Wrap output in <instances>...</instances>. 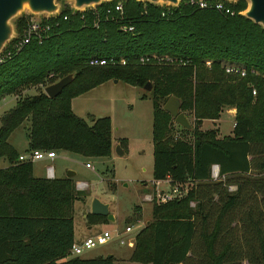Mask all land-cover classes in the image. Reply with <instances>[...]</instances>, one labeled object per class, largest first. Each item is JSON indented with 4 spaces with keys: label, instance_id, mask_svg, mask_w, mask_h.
<instances>
[{
    "label": "trees",
    "instance_id": "1",
    "mask_svg": "<svg viewBox=\"0 0 264 264\" xmlns=\"http://www.w3.org/2000/svg\"><path fill=\"white\" fill-rule=\"evenodd\" d=\"M122 1V22L132 31L119 29L102 14L93 26L88 11L83 19L75 12L64 21L59 17L39 44L29 41L0 63V99L16 97L0 116V158L8 164L0 168V264H116L112 255H69L77 197L73 182L34 176L31 163L18 161L6 142L28 119L26 150L109 157V119L85 120L72 113L69 102L111 79L151 86L152 179L190 182L182 198L151 205L150 221L135 233L126 260L264 264V29L239 15L244 0L226 4L232 15L181 0L163 16L160 11L167 6ZM25 19L21 14L13 20L16 35ZM92 55L122 57L125 64L87 66ZM141 56L148 61L139 63ZM226 63L241 66L244 74L225 73ZM70 73L72 80L56 97L45 96L41 87ZM27 87L36 91L20 94ZM169 96L192 119L190 129H183L191 141L170 131L172 118L161 109ZM228 108L234 109L230 135L218 138L216 129L197 127ZM212 164L217 166L215 180L209 176ZM227 185L234 189L227 191ZM132 215L126 221L139 218L137 207ZM85 217L88 223L105 219L89 213Z\"/></svg>",
    "mask_w": 264,
    "mask_h": 264
},
{
    "label": "rangeland",
    "instance_id": "2",
    "mask_svg": "<svg viewBox=\"0 0 264 264\" xmlns=\"http://www.w3.org/2000/svg\"><path fill=\"white\" fill-rule=\"evenodd\" d=\"M55 1L60 6L67 4L63 0ZM24 16L27 18L28 15ZM35 91L34 87H27L21 90L20 94L30 95ZM13 97L6 95L0 99V116L13 105ZM69 107L74 115L85 120H88V117H107L110 122L112 140L123 144L120 149L124 153L122 155L113 154L109 157H83L73 153H56L52 161L42 159L34 162L32 164L34 172L45 177V166L50 165L54 177H65L67 170L74 173L69 179L73 182L77 193L72 204V227L77 239L82 240L85 236L95 237L103 230L109 231L111 234L118 232L119 237L125 241L133 239L135 233L142 226L141 221L150 217L152 205L141 201L142 193L149 192L147 187L152 179L150 97L142 87L131 86L121 81L114 82L111 79L73 97V99L71 98ZM185 116L191 125V117L187 114ZM200 123L197 124V127L206 129L204 127L207 124L201 126ZM231 123L232 118L223 111L219 117V132L228 133ZM28 124V119H24L8 135L7 143L18 155L23 154L27 149ZM170 131L172 134L177 133L180 138L186 141H191L190 134L173 123L172 119ZM86 162L89 167L84 166ZM5 164H7L6 160L0 158V167ZM76 182L85 183V186L76 188ZM144 182L148 183L146 188L141 186ZM159 188L166 191L168 189L165 185H160ZM92 198L108 205V213L113 216L112 221L101 219L88 223L85 215L89 213V204ZM136 206L140 207L141 221L140 219L126 221L127 218L133 216V207ZM124 226H130L129 233H122ZM87 227L89 228L87 229ZM130 251L131 246L128 243L120 244L116 237H113L102 245H96L90 250L83 251L77 257L112 254L114 258L122 260L123 258L127 259Z\"/></svg>",
    "mask_w": 264,
    "mask_h": 264
},
{
    "label": "built area",
    "instance_id": "3",
    "mask_svg": "<svg viewBox=\"0 0 264 264\" xmlns=\"http://www.w3.org/2000/svg\"><path fill=\"white\" fill-rule=\"evenodd\" d=\"M180 1L181 0H179V2ZM122 2H123L122 0H113L112 3L108 6L100 7V9H98V6H91L89 8L77 11V14H79V19H83L82 13L88 11L92 15L93 26H95L96 24L95 19L100 14H102L104 18L115 22L118 25L119 29L130 32L132 31V26L122 22L123 19ZM182 2L198 9L212 8L215 11L222 14H226V15L233 14V10H231L230 7L226 5L228 3L224 2L223 0H182ZM62 9L67 10V13H62V14L58 13L57 15L54 16L43 15L40 17L28 15L27 18L25 19L24 25L21 28L19 35H16V37L10 43H8L7 48H4L0 52V63L3 62L7 57H9L12 52L19 50L24 44L28 43L29 41H35L37 44H39L44 38H46L49 35V33L53 28V25L56 24L59 17L61 20L64 21L68 18L69 15L72 16L75 14V12L70 10L67 4L63 5ZM166 12L167 13L169 12L168 6L164 7V9L160 11V16L167 14ZM138 61L139 63H145L148 61V58L146 56H141L138 58ZM178 63L183 64L182 62H178ZM85 64L87 66H97V67L124 65L125 60L122 57L114 58L112 56L100 57V56L92 55L85 60ZM204 64L208 65L209 61L206 60ZM223 70L225 73H235L239 75L244 74V70L242 69V67L235 64L226 63L223 65ZM251 94L253 95L254 92L251 91ZM176 136H178V134L174 133V137ZM54 156L55 153L53 150L30 149V150H26L23 154H19L17 156V160L32 163L34 161H38L42 159L51 160ZM84 166L89 167V164L86 162L84 163ZM45 176L47 178L53 177V169L50 165L45 166ZM209 176L212 180L217 179L218 173H217L216 165L214 164L210 165ZM75 184H76V188H81L85 186V183L82 182H76ZM160 185L167 186L168 187L167 191L161 190L159 188ZM189 186H190V182L188 179L182 182L171 181L169 177H165L163 180L151 179V181L149 182V187H147L149 189V192L142 193L141 201L158 205V204H164L170 201L178 200L186 194L187 190L189 189ZM226 189L227 191H232L234 189V186L227 185ZM188 204L189 206L193 205L192 202H189ZM129 232H130V226H124L122 233H129ZM113 237H116L117 241L120 244L128 243V245L132 246L133 239H129L125 241V239L119 237L118 232L111 234L109 231L103 230L100 234L96 235L95 237H85L79 242L72 241L69 246L68 253L70 256H78L83 251L89 250L95 247L96 245H102Z\"/></svg>",
    "mask_w": 264,
    "mask_h": 264
},
{
    "label": "water",
    "instance_id": "4",
    "mask_svg": "<svg viewBox=\"0 0 264 264\" xmlns=\"http://www.w3.org/2000/svg\"><path fill=\"white\" fill-rule=\"evenodd\" d=\"M67 2L70 10L77 12L91 6H98L111 0H63ZM136 2H148L157 6L178 5L179 0H135ZM227 3H233L236 0H223ZM245 8L239 12V15L250 20L253 24L264 29V0H244ZM63 5H59L55 0H0V52L10 43L15 37L13 20L19 15L29 16H54L61 12ZM25 12V13H24ZM73 78V74H67L53 83L47 84L42 88V92L46 97L52 99L58 95L60 90L66 86ZM114 82L116 80H113ZM147 93L150 92L151 86L148 82L142 85ZM179 100L173 96H169L161 105V109L165 111L171 118L173 123L182 129L189 130L190 125L186 116L179 110ZM113 152L116 155H122L123 152L118 145L113 147ZM74 173L67 170L65 177L69 178ZM145 188L147 183H143ZM89 214L95 216H103L106 220L112 221L113 217L108 213L106 203L100 202L96 198H92L89 204ZM110 257V254H105V258Z\"/></svg>",
    "mask_w": 264,
    "mask_h": 264
},
{
    "label": "crops",
    "instance_id": "5",
    "mask_svg": "<svg viewBox=\"0 0 264 264\" xmlns=\"http://www.w3.org/2000/svg\"><path fill=\"white\" fill-rule=\"evenodd\" d=\"M104 83V82H103ZM102 84V83H101ZM100 85V84H99ZM15 97V96H14ZM13 97V99H14V101H15V98ZM73 99V98H72ZM224 111V113L227 115V116H229V117H231L232 118V123H231V128H232V126H233V115H234V109L233 108H228V109H224L223 110ZM223 111H221L220 113H219V115H218V117L216 118V119H212V120H209V119H204V120H201V126H204L205 124H207V126H205L204 128H214V129H216V136L218 137V138H220V137H222V136H227V135H230V132H231V129L229 130V132L228 133H226V134H223V133H220L219 132V117H220V115H221V113L223 112ZM204 122H206V123H204ZM208 125H210V126H208ZM11 133V132H10ZM110 135H111V132H110ZM7 139H8V137H7ZM7 139H6V142H8L7 141ZM115 145H118V142H117V140L115 141V140H112V135H111V153H110V156L112 155L113 156V154H115L114 152H113V147L115 146ZM119 146V145H118ZM125 147V146H124ZM26 151V150H25ZM24 151V152H25ZM126 151V150H125ZM23 152V153H24ZM54 153H55V156H56V153H62V154H66V153H68V152H65V151H61V150H57V151H54ZM124 153V152H123ZM55 156L51 159V160H48V159H43V160H48V161H52L54 158H55ZM39 161V160H38ZM38 161H34V162H38ZM34 162H32L31 163V166H32V164L34 163ZM8 164H5L4 166H2V167H0V168H4V167H6ZM32 173H33V175L34 176H36V177H42V176H40V175H38V174H35V172H34V169H33V166H32ZM44 178H47L46 176L44 177ZM52 178H62V177H52ZM150 182V181H149ZM145 183V182H144ZM143 184V183H142ZM142 184H141V186H142ZM143 187V186H142ZM146 188V187H145ZM139 210H138V212H140V207L139 206H136ZM107 208H108V205H107ZM113 217V216H112ZM140 219V221H141V217H140V215H139V218L137 219V220H139ZM136 220V221H137ZM150 220V217L149 218H147V219H144L143 221H141V223H142V226L141 227H143L148 221ZM89 227H87V229H88ZM86 237V236H85ZM85 237H83L82 239H84ZM72 241L73 242H79V241H81L80 239H77L76 237H75V234H74V231H73V227H72ZM90 250V249H89ZM87 251V250H86ZM101 255H104V254H101ZM101 255H98V256H101ZM110 255H112V254H110ZM113 256V255H112ZM69 257V256H68ZM67 256L66 257H64V258H62L61 260H65V259H67L68 258ZM94 257H96V256H94ZM87 258H93V256H87V257H85V258H83V259H87ZM113 258H114V256H113ZM114 260L116 261V264H139V263H135V262H129V261H127L126 260V258H123L122 260H120V258H118V259H116V258H114Z\"/></svg>",
    "mask_w": 264,
    "mask_h": 264
}]
</instances>
